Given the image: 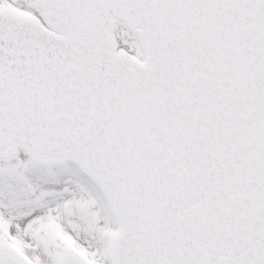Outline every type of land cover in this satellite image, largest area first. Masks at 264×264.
Segmentation results:
<instances>
[{
  "label": "snow or ice",
  "instance_id": "6c2138e0",
  "mask_svg": "<svg viewBox=\"0 0 264 264\" xmlns=\"http://www.w3.org/2000/svg\"><path fill=\"white\" fill-rule=\"evenodd\" d=\"M0 264H264V0H0Z\"/></svg>",
  "mask_w": 264,
  "mask_h": 264
}]
</instances>
